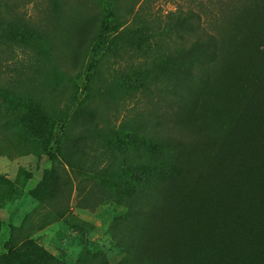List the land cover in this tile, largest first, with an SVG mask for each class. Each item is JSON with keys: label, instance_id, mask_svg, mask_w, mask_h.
<instances>
[{"label": "rangeland", "instance_id": "374dc122", "mask_svg": "<svg viewBox=\"0 0 264 264\" xmlns=\"http://www.w3.org/2000/svg\"><path fill=\"white\" fill-rule=\"evenodd\" d=\"M137 1L126 14L131 0H0V264H121L132 215L171 178L127 171L175 157L145 136L169 119L189 59L161 30L207 0ZM101 36L115 43L92 63Z\"/></svg>", "mask_w": 264, "mask_h": 264}, {"label": "trees", "instance_id": "16d2710c", "mask_svg": "<svg viewBox=\"0 0 264 264\" xmlns=\"http://www.w3.org/2000/svg\"><path fill=\"white\" fill-rule=\"evenodd\" d=\"M167 15L161 32L189 59L181 88L170 91L169 119L145 136L176 153L154 167L130 164L134 183L171 178L132 215L135 235L121 264H264V0H207ZM114 43L101 36L90 61ZM94 120L92 111L75 124L88 132ZM127 133V144L139 142Z\"/></svg>", "mask_w": 264, "mask_h": 264}]
</instances>
